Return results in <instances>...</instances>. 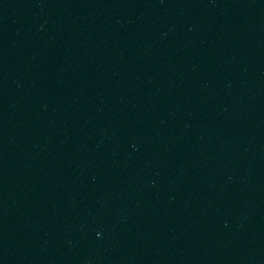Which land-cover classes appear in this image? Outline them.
I'll use <instances>...</instances> for the list:
<instances>
[{
	"label": "water",
	"instance_id": "obj_1",
	"mask_svg": "<svg viewBox=\"0 0 264 264\" xmlns=\"http://www.w3.org/2000/svg\"><path fill=\"white\" fill-rule=\"evenodd\" d=\"M0 264H264V0H0Z\"/></svg>",
	"mask_w": 264,
	"mask_h": 264
}]
</instances>
